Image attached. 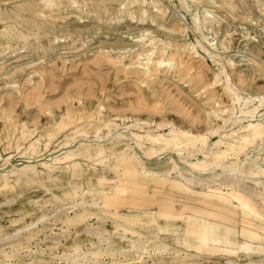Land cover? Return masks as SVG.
<instances>
[{"label": "rangeland", "instance_id": "1", "mask_svg": "<svg viewBox=\"0 0 264 264\" xmlns=\"http://www.w3.org/2000/svg\"><path fill=\"white\" fill-rule=\"evenodd\" d=\"M225 1L231 6L225 5ZM260 1L189 0L190 10L198 11L202 19L204 14L208 15L198 30L189 11L182 9L180 0H160L158 5L167 8L164 13L157 12L150 4L147 6V15L144 16H139L141 13L137 4L117 5L116 0H104L99 5L94 3L96 0H76L74 3L72 0H0V51L6 49V54L0 53V264H43L40 259L31 260L24 256L25 249H14L7 235L14 228L31 222H34L35 228L41 229V237L61 233L66 224L57 216L65 204L80 200V192L87 189L89 184L111 187L120 183L121 178L128 180L130 184L135 180L145 182L151 191L160 193L162 202L177 204V208L183 213L179 217L180 225L190 229L196 226L199 229L202 223L198 219L204 217L219 221L228 229L235 226L237 236L243 239L239 232L244 224L243 219L251 222L256 220L254 216L246 217L238 207L235 208V199L219 201L207 196L203 192L205 188L200 185L186 191L172 185L170 181L160 182L152 177L136 178L124 171L125 167L132 168L133 162L120 160V148L123 144L134 142L132 132L154 128L165 119L173 120L195 133H204L210 124L218 126L221 123L210 112L213 109L220 112L223 107H231V95L224 91L222 82L214 87H205V82L211 79L210 70L205 79L195 78L197 71L213 64L212 58L200 48L199 53L184 51L182 55L186 59H194L196 68L180 69V56L175 54L177 66H160L149 78L142 75L138 77V73L131 70L135 67L141 69L142 62L146 60L142 59L145 55H136L143 50V42L126 53L119 52L120 48L117 49L115 45L120 35L125 42L132 43L135 39L125 37L127 34L123 32L126 30L124 27L130 24L140 35L148 31V34L143 35L146 36L144 40L147 43L153 37H156L157 45L169 41L167 52H170L175 42L184 44L200 39L213 53L225 50L222 47L228 44L225 54H234L232 57L237 64L247 66V57L255 56L264 67V2ZM180 10L183 15L181 19L178 18ZM53 16L60 18L52 25ZM183 24L187 26L185 32L174 33L169 30L174 25L181 27ZM11 29L15 32L13 36L1 35V32ZM143 29L146 31L143 32ZM203 33L207 38L202 36ZM208 40H212V46ZM101 44L114 47L100 49ZM148 47L151 45H146ZM252 49L260 50L261 53L254 55ZM121 51L125 50L122 48ZM166 51L164 56L168 54ZM104 54L111 56L112 61L110 57L107 60ZM119 54L126 56L120 59L117 57ZM153 56H160V53L155 52ZM124 65L127 68L129 66V69L133 67L127 70ZM21 68V73L11 75ZM41 71L44 72L43 75L39 74ZM246 71L241 75L246 79L243 85L247 92H262L264 77L257 75L253 78L251 67ZM232 75L236 78L234 73ZM62 118L68 123L60 129L58 123ZM136 118H140L142 122L136 126H128ZM144 120L151 121V124L143 123ZM112 122L119 124L117 130L125 134L126 139L118 142L120 138L113 137L110 128L113 126ZM106 123L111 125L107 126ZM157 130L167 132L168 127ZM98 135L103 137L99 138ZM219 137V133L211 134L209 140L212 143ZM36 138L39 141L34 149L31 143ZM81 141L86 144L101 142L107 147L116 142L117 147L102 162L78 156L83 172L64 168L63 162L53 161L54 156L63 155L65 150L77 147ZM134 149L141 154L148 168H171L176 161L181 165L183 174L188 176L194 174L207 177L214 174L222 181L229 179L231 175L230 171L225 172L220 166L202 171L192 170L178 158L171 147H162L152 156L145 155L136 144ZM7 157L8 161L5 159ZM169 157L172 159H168ZM198 157L203 156L198 154ZM245 158L242 155L240 160L232 155L229 164L236 165ZM167 160L169 162L166 164L160 163ZM248 160L253 166L256 165L252 156ZM258 160L264 167V156ZM44 161L57 167L47 169L42 165ZM25 165L29 173L20 172V168ZM260 177L264 180V172ZM175 178L181 179L180 175L173 172L170 180ZM241 183L242 187L246 184ZM75 187L79 191L77 194H74ZM66 192L69 194L66 195ZM230 194L233 195L232 191ZM217 208H221L222 217L208 215V210ZM231 208L236 212L234 216L229 213ZM73 214L74 212L71 213ZM106 215L102 213L99 218L105 219L104 226L111 229L113 223ZM84 220L83 223H97V215L90 214ZM79 224H71L67 228L71 238L75 237ZM164 240H169L168 234ZM47 242L42 247L44 257L50 263H65L63 254L64 251H69L68 247ZM32 244L35 245V241ZM253 245L256 246V242ZM190 249L195 251L197 248L191 246ZM176 252V248L170 249L162 264H182L183 260H188L186 254L181 252L176 255ZM133 258L120 254L114 264H140L138 256ZM111 261V255L103 254L98 264H113ZM149 264L161 263H153L149 258ZM198 264H264V249L255 248L248 252L239 250L232 254L223 249L204 248Z\"/></svg>", "mask_w": 264, "mask_h": 264}, {"label": "bare ground", "instance_id": "2", "mask_svg": "<svg viewBox=\"0 0 264 264\" xmlns=\"http://www.w3.org/2000/svg\"><path fill=\"white\" fill-rule=\"evenodd\" d=\"M101 1L104 0H96L94 3L99 5ZM159 1L160 0H116V4L123 6L128 3H131L132 5L137 4V8L141 13L139 16H144L147 15V6L150 4H152V8L157 12H166L167 8L162 7L161 4L158 5ZM72 2L74 3L76 0H72ZM262 2H264V0ZM180 3L182 9L189 11L194 26L200 30L205 18H207L208 15L204 14L202 19L198 11L190 10L191 5L189 4V0H180ZM224 4L231 6V4L227 3V1H225ZM225 10H227V8H225ZM180 11L179 14L176 12L179 19L183 16L182 11ZM58 18L60 17L53 16L51 24L53 25V22ZM141 19L144 18L142 17ZM118 21L120 22V20ZM125 28L126 30L123 31L127 34L125 37H131V40L133 38L135 39L131 41L132 43L127 41L125 42L120 35L119 40L115 45L116 48H120L119 52L121 53L131 52L136 44L143 42L141 46L143 47V50L137 52L136 55H145L142 59H146L142 62L143 66L141 69H138V67L137 69L136 67L135 69H132V66L131 70L129 69V66L127 68L124 65L127 70H135L134 73H138V77L142 75L149 78V76L155 74V70H157L160 66L171 67L176 65V56L174 58L175 54L180 56L178 62L180 69L187 67L192 70L196 68L197 65L195 60L192 58L186 59L185 56L182 55V52L190 51L199 53L200 48L212 58L213 64L205 66L206 68L204 70L197 71L195 78L205 79L209 75L208 71L210 70L212 72L211 79L205 82V87H214L217 86L219 82H222L224 91H227L232 97L233 105L231 107L221 108L220 112H218V109L212 108L213 110H211L212 112L210 113H213L216 117H218L221 120V123L216 126V124H210V122L207 131L204 133H195L188 128H184L183 126L176 124L170 119H165L160 123H157L154 128L149 127L144 129L142 132H132L134 142H125L123 144L124 146L120 148V159H133L135 162L140 164L142 173L147 176L158 175L161 177H167L171 176L174 172L175 174L180 175L181 181H185L189 187L200 185L205 188L204 191H212L213 189L227 192L232 191L233 196L239 201L236 206L238 209L239 205L245 208L247 207L258 218L264 219V180L260 177L261 173L264 172V167H262V165L258 162V159L264 156V89L258 94L247 92V89H245V86L243 85L246 79L241 75L242 73H246V69L249 70V67H251L253 71V78L257 75L264 77L263 63L261 62L262 64H260V60L258 61L255 56L250 58L246 56L247 66L237 64L235 59L232 57L234 54H225L227 52V48H229L228 44L222 47L225 50L213 53L209 46L204 45L200 39H197L196 42L184 44L175 42L174 46H171L170 52L169 50L167 52L166 49L169 48L170 45L169 41V43H163L162 45L158 43L157 45L155 43L156 37H153L149 38L150 43H147L148 41L144 40L146 36L143 37V35L148 32H145L146 29H143V32L145 33L140 35L134 31L135 28L130 26V24L125 26L124 29ZM186 29L187 26L184 24L181 27L174 25L169 28V30L174 33L185 32ZM14 34L15 32L13 29L1 32L2 36L7 37L13 36ZM202 36H204V33ZM174 37L177 38L176 35H174ZM204 37L207 38V36ZM211 41L212 40H208L209 45L212 46L213 43ZM145 44L147 46L151 45V47L146 48ZM103 45L104 44H101L100 49H112L114 47L110 44ZM130 45L132 47H129ZM98 46H95V48ZM122 48L125 51H121ZM182 48L183 50H181ZM260 50L255 51L252 49L254 55L260 54ZM5 51L6 49H3L0 53L4 55L6 54ZM165 51L168 53L166 54L167 56H164ZM155 52H159L160 56H153ZM104 55L106 56V54ZM125 56L126 55L124 54L117 55L120 59ZM109 57H107V60L109 58L112 61V57ZM177 69L178 68H176V70ZM22 70V68L17 69L11 75L21 73ZM43 73L44 72L41 71L39 74L43 75ZM232 73L236 75V78L233 77ZM221 112H227V114L225 115V113ZM72 118L74 120V117ZM141 122L140 118H136L128 126H136ZM145 122L151 124V121L144 120L143 123ZM67 123L68 122H65L62 118L59 121L58 126L62 129L67 125ZM112 124L113 126H110L111 123H106L107 126L112 128L114 134L113 137L120 138L118 142L122 139H126V135L117 130V126L119 124L117 122H112ZM164 126L168 127L167 132L157 130ZM140 127L142 126L140 125ZM215 133H219L220 137L218 140L211 143L209 140L210 135ZM98 137L101 138L103 136L98 135ZM38 141L39 138H36L31 143V147L35 149ZM135 144L145 155L151 156L155 155L162 147H171L172 150L176 152L178 158L187 164L192 170L202 171L220 166L225 172L230 171L231 175L229 179L222 181L218 180L217 176L214 174L207 177H198L194 174L188 176L183 174L181 165L176 161L171 168H148L145 165L141 154L134 149ZM116 147V142H114L112 146L107 147L101 142L86 144L81 141L77 147L65 150L63 155L58 154L52 159L54 162H63L64 166L62 167L64 168L79 169L83 172L82 164L79 160H77L78 156L83 155L94 161L102 162L108 153H113L116 150ZM198 154H202L203 157H198ZM232 155L240 160L242 155H245L246 158L244 161H240L236 165L231 166L229 164V159ZM1 156L2 155L0 153V158ZM249 156L253 157V162L256 163L255 166H253L248 160ZM5 159L8 161L9 157ZM168 159H172V157H169ZM168 162L169 160H167V162L160 163L166 164ZM42 165L47 169H54L57 167L48 161L42 162ZM232 171L236 174L234 175V172L232 173ZM20 172L29 173L27 171V165L22 166L20 168ZM32 172L35 171L33 170ZM6 180L7 178L4 179V181ZM241 182H246L244 187H242L243 185ZM5 184H8V182ZM77 193H79V191L75 187L74 194ZM127 193L132 194V199L136 200H140L143 196L145 197V195L138 189L130 187L127 189L118 184L111 187H101L94 183L89 184L87 189H83L80 192V200L73 204H65L61 209V213H59L57 218L61 219L63 223L66 224V228L63 229L61 233H55L54 235L45 234L44 237H41V229L35 228L34 222H31L14 228V230L10 232L7 237L11 241V246L14 249H25L24 256H27V258L31 260L40 259L43 264H55L50 263L44 257V249L42 247L44 242L48 243L47 241H51L55 245L61 244L64 247H68L67 249H69V251H64L63 254L66 261L62 264H98L99 258L103 254L111 255V263L113 264L116 263V257L120 254L127 256L129 259H134L133 256H138L140 264H149V258L153 261V263L160 262L162 264V262L166 259V253L173 248H176L177 250L176 255L181 254V252L187 255L188 260H183L182 264H198L199 261H201L202 250L204 248H210L213 250L223 249L224 251L232 254L242 250V248L238 249L236 247H231L232 245L230 244L216 248L208 241L201 242L195 251L185 249L181 245L176 229L173 228V230H171L172 228L170 229L167 224L158 222L152 209L143 210L141 207H128L126 210H120L119 208L113 207V204L116 203V199L118 200L119 198L126 197L125 194ZM68 194L69 192H66V195ZM71 211L74 212L73 215H71ZM102 213H106L108 219L113 223L111 229L104 226L103 223L105 219L102 218L101 220V218H99ZM90 214L97 215V223H83V221H85L84 218ZM71 224L75 226L78 224L80 225L79 228L75 230L76 234L74 238H71L72 236H70L67 232V228L70 227ZM166 234L169 235V240L167 241L164 240ZM33 241H35V245L32 244ZM240 246L243 248L246 247L247 250L245 251L247 252L252 249L251 246L247 247L245 244H241ZM23 260L25 261V259Z\"/></svg>", "mask_w": 264, "mask_h": 264}, {"label": "crops", "instance_id": "3", "mask_svg": "<svg viewBox=\"0 0 264 264\" xmlns=\"http://www.w3.org/2000/svg\"><path fill=\"white\" fill-rule=\"evenodd\" d=\"M124 162H129L130 160L133 162V166L125 167L124 171L126 173L134 175L136 178L144 177L149 178L152 177L160 182L170 181L172 185L180 187L186 191H190L193 187H189L188 184L181 179H171V176L161 177L158 175H150L147 176L141 171V166L139 163L135 162L133 159H120ZM140 169V170H139ZM129 183V184H128ZM118 185L124 186L128 189V187L133 189H138L142 194L145 195L140 200L132 199V194H125L126 197L116 199V203L113 204V207L119 208L120 210H126L128 207H141L143 210L152 209L154 211V216L157 218L158 222L162 224H167L171 230L176 229L177 235L180 238L181 245L185 249L191 250L190 247L197 248L199 244L203 241L210 242L214 247L218 248L224 245H232L231 247L242 248V250H247L246 247H241V244H245L247 247L251 246L254 250L257 248L258 250L264 249V219L258 218L249 209L246 207H242L239 205V210L248 217L249 215L254 216L256 221L251 222L249 219H243L244 224L239 231L242 238L237 236L236 227L232 226L230 229L226 228L222 223L215 220H207L204 217H200L198 220L202 223V226L197 229L196 226L190 229L186 228L183 225H180L179 217L183 215L181 211L177 208V204L175 203H164L161 201L160 193L157 191H151L148 187V184L143 182L141 183L138 180L132 181L131 184L128 180L121 178V182ZM123 190V189H122ZM121 191V189H120ZM119 191V192H120ZM128 192V191H127ZM207 196L216 198L219 201H231L235 199L237 203H235V208L238 205L239 201L235 198L230 192L227 191H219L213 189L212 191H203ZM221 206V204H216ZM215 205V206H216ZM229 212L232 216L236 214V212ZM208 215L215 217H222L223 213L221 208L208 210ZM191 217V216H190ZM251 223V224H250ZM253 242H256V246L253 245ZM192 251V250H191Z\"/></svg>", "mask_w": 264, "mask_h": 264}]
</instances>
